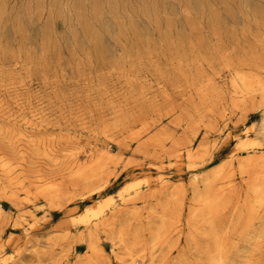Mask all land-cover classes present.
<instances>
[{"label":"rangeland","instance_id":"1","mask_svg":"<svg viewBox=\"0 0 264 264\" xmlns=\"http://www.w3.org/2000/svg\"><path fill=\"white\" fill-rule=\"evenodd\" d=\"M263 80L264 0H0V264H81L88 233L101 264H264ZM117 209L134 251L99 224Z\"/></svg>","mask_w":264,"mask_h":264},{"label":"bare ground","instance_id":"2","mask_svg":"<svg viewBox=\"0 0 264 264\" xmlns=\"http://www.w3.org/2000/svg\"><path fill=\"white\" fill-rule=\"evenodd\" d=\"M230 60V59H229ZM230 64V63H229ZM229 64H227V65H229ZM226 65V66H227ZM258 66V65H257ZM261 66V65H260ZM211 68V67H210ZM231 68V67H230ZM260 68V67H259ZM226 69V68H225ZM242 73V72H241ZM218 74V73H217ZM216 74V75H217ZM235 76V75H234ZM205 77V76H204ZM254 77V76H253ZM250 78V77H249ZM205 80V79H204ZM255 80H256V78H255ZM257 81V80H256ZM258 81H260V80H258ZM264 81V80H263ZM255 82V81H254ZM264 83V82H263ZM254 84H257V85H259V86H261V84L260 83H254ZM200 86V85H199ZM236 87V86H235ZM242 87H244L245 89H248L250 86L245 82V81H242V86H241V88ZM262 87V86H261ZM200 88V87H199ZM201 88H205L204 86L203 87H201ZM239 88H240V86H239ZM253 88H254V86H253ZM253 88L251 89V91H253ZM256 88V87H255ZM260 88V87H259ZM263 88V87H262ZM261 88V89H262ZM195 90V89H194ZM194 90H193V92H194ZM202 90V89H201ZM238 91H240L239 89H237ZM244 90V89H243ZM242 90V92H244ZM256 91H257V89H255ZM260 90V89H259ZM258 90V91H259ZM188 92H189V90H187ZM196 91V90H195ZM210 91H211V89H210ZM261 91V90H260ZM246 92H248V91H246ZM249 92H250V90H249ZM255 92V91H254ZM190 94H191V92H189ZM199 93V92H198ZM225 93V92H224ZM192 96V95H191ZM195 96H197V95H195ZM197 98H199V100H200V97H198L197 96ZM185 102V101H184ZM200 102H201V100H200ZM205 102V101H204ZM236 106V105H235ZM219 110V109H218ZM212 111V110H211ZM214 112V111H213ZM229 116V115H228ZM227 116V117H228ZM209 119V118H208ZM220 119V118H219ZM222 126V125H221ZM135 135V134H134ZM163 139L160 137V135L159 134H154L152 137H150V139H149V141H152L154 144H156V145H160V143H161V141H162ZM173 142V141H172ZM178 142V141H177ZM176 142V143H177ZM137 143V142H136ZM179 143V142H178ZM182 143V142H181ZM190 142H188L187 141V143L185 144V147H186V157H187V159L189 160V161H192L194 158H196V157H194L195 156V154L193 153L194 152V150L192 151V149L191 148H189V146H188V144H189ZM176 145V144H175ZM179 145V144H178ZM255 145H257V143H255V141H253V140H250V141H243V142H240L239 143V147L240 148H244V149H247V148H249V147H257L258 145H259V143H258V145L257 146H255ZM201 145H199V147H200ZM203 146V145H202ZM144 149V143H141L140 145H139V147H138V150L139 151H142ZM147 149V148H146ZM47 150V149H46ZM148 150V149H147ZM175 150V149H174ZM242 150V149H241ZM104 152V151H103ZM77 153V152H76ZM105 156L107 157V156H109L108 155V152H106V154H105ZM95 158V157H94ZM98 159L95 161V160H93V162H94V164H96V165H98V169H102L103 168V166H104V164L102 163V159H103V157H97ZM258 158V157H257ZM257 158L256 157H249V158H247L246 160H245V163H244V165H243V169H241L242 171H245L247 168H251L252 169V167H255V168H258V166H259V164H257L258 162H255V161H257ZM263 161V160H262ZM77 163V162H76ZM94 164H88V165H81V166H78L75 170H73V171H71L70 173H69V176L71 177V176H78V177H82V179L84 178V181L86 180L85 178L86 177H88L89 176V174L91 175V172H92V169H91V167H92V165H94ZM239 164V163H238ZM256 164L258 165L257 167H256ZM261 165V164H260ZM255 168H253V169H255ZM21 169V168H20ZM252 169V170H253ZM14 170V169H13ZM250 170V169H249ZM264 172V171H263ZM263 174V173H262ZM91 177H92V175H91ZM215 177V176H214ZM9 178V177H8ZM69 178V177H68ZM90 178V177H89ZM255 178V177H254ZM156 180V179H155ZM253 183L254 184H251L252 186H251V189H249L250 190V192L251 193H253L254 194V196L255 197H257L258 198V200H257V204H262L263 202H264V176L262 175V176H259V177H256L255 179H254V181H253ZM138 186H139V182H135L133 185H130V186H128V187H126L125 189H124V191H129V190H134V189H137L138 188ZM59 187H60V182H58V180H52V181H48V182H44L43 184H41L39 187H38V191L44 196V198L49 202V203H51L54 199V197H55V195L57 194V192L59 191ZM104 186L103 185H100V186H98V187H95V188H92V189H90V190H88L85 194H84V197H89L91 194H93L94 192H96V191H99V190H101L102 188H103ZM221 190V189H220ZM218 194V193H217ZM127 195V194H126ZM59 196V195H58ZM151 196H152V194H151ZM32 198V197H31ZM136 198H143L142 196H140V194L138 193V192H136ZM211 198V197H210ZM256 198V199H257ZM33 199V198H32ZM212 199V198H211ZM86 200V199H85ZM135 200V199H134ZM180 200V199H179ZM14 201V200H13ZM44 201V200H43ZM196 201V200H195ZM214 201V200H213ZM200 203V202H199ZM167 204H169V202H167ZM166 203H165V206H163L164 207V211H163V208L160 210V213L159 214H161V211H163L164 213L161 215L163 218H161V217H158V218H161L162 220H160V223L158 224V225H156L155 227L153 226V228L151 227V228H149V239H150V241L147 239L146 241L147 242H150V243H152V246L157 242V241H159L160 242V238H161V236H162V233L170 226H166L165 224H169V222H165L163 219H165L164 217H171L168 213H166L165 212V208H167L168 207V205H167ZM176 204V203H175ZM178 204L180 205L181 204V202H178ZM111 206V201L110 200H107V201H105V202H103V203H101L100 205H98L95 209H93V210H91V211H89V210H87L84 214H82L81 216H80V218H79V221L80 222H83V223H87L90 219H101V217L104 215V212H105V210L107 209L108 210V208ZM177 206V205H176ZM201 208V207H200ZM170 209V208H169ZM202 210V209H201ZM166 211H167V209H166ZM258 211V210H257ZM127 211H125L124 209H117V210H114L113 212H111V214L109 215V216H107V217H105V218H103L102 220H101V222L99 223L100 224V226H101V228H103L105 231H106V233L108 234V236H109V238L108 239H110L111 240V242H112V245H116L117 243H119V244H121V248H122V246L124 247V248H126V249H128V251H130L131 249H132V251H134L133 249L138 245V244H140V236H139V234H141L140 232H142V231H140L139 232V230L137 231V229H132L130 226H129V228L128 229H126L125 228V224H124V222L125 221H123V220H121V218L125 215V213H126ZM131 212V211H130ZM129 212V213H130ZM167 212H169V211H167ZM172 212V214H173V211H171ZM128 213V212H127ZM132 213V212H131ZM170 213V212H169ZM203 213V212H202ZM209 213V212H208ZM174 214H176V213H174ZM130 214H127V216H129ZM132 215H133V218H135L134 217V214L132 213ZM132 215L131 216H129V217H132ZM177 215V214H176ZM196 215V214H195ZM150 216V215H149ZM174 216V215H173ZM151 217V216H150ZM177 217V216H176ZM126 218V217H125ZM132 218V219H133ZM175 218V217H174ZM170 219V218H169ZM172 219V218H171ZM201 219H202V217H201ZM127 220H128V217H127ZM166 220V219H165ZM174 220V219H173ZM177 220H178V218H177ZM198 221H199V219H197ZM172 221V220H171ZM128 222V221H127ZM174 222V221H173ZM150 223V222H149ZM175 223H176V221H175ZM174 223V224H175ZM210 223H212L211 221H210ZM209 223V224H210ZM151 224V223H150ZM171 225H172V223H170ZM83 225V224H82ZM127 226H128V224H126ZM198 225V224H197ZM126 226V227H127ZM149 226V225H148ZM134 227V226H133ZM138 227V226H137ZM171 227V226H170ZM174 227V226H173ZM192 227L194 228V230H197L198 228L196 227V226H194V225H192ZM135 228V227H134ZM193 230V231H194ZM102 231V230H101ZM139 232V233H138ZM165 233H167L166 231H165ZM194 233H195V231H194ZM199 233H201V232H199ZM99 234V233H98ZM165 235V234H164ZM140 237V238H139ZM61 238L62 239H64V240H66L67 238H68V236H67V234H62L61 235ZM148 238V237H147ZM162 239V238H161ZM141 241H144V240H142V238H141ZM188 241H190L191 242V238H189V236H188ZM142 243V242H141ZM145 243V242H144ZM111 245V246H112ZM140 245H142V244H140ZM146 245V244H145ZM99 246H98V244H97V242H96V239L94 238V236H93V234H91V233H88V236H87V248H88V254H86L83 258H82V260H80L81 261V264H101L100 262H99V260H98V258H100L99 257V252H100V250H99V248H98ZM118 247H119V245H118ZM134 247V248H133ZM142 247V246H141ZM138 248V247H137ZM122 250H124V249H122ZM125 251V250H124ZM132 251H131V253H132ZM101 253V252H100ZM128 253V252H127ZM130 253V252H129ZM127 254L128 256L130 255H132V254ZM123 254H124V252H123ZM124 255H126V254H124ZM134 255V254H133ZM129 256V257H130ZM153 257V256H152ZM78 261V260H77ZM140 261V260H139ZM138 262V261H137ZM142 264V263H141Z\"/></svg>","mask_w":264,"mask_h":264}]
</instances>
